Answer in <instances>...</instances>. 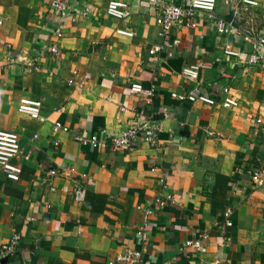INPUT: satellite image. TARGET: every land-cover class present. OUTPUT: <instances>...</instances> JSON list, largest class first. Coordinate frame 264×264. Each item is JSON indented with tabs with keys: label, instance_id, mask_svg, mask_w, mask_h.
Here are the masks:
<instances>
[{
	"label": "crops",
	"instance_id": "crops-1",
	"mask_svg": "<svg viewBox=\"0 0 264 264\" xmlns=\"http://www.w3.org/2000/svg\"><path fill=\"white\" fill-rule=\"evenodd\" d=\"M49 1L0 0V130L22 133L31 153L30 161H18L24 170L19 182L0 167V245L16 232L22 236L20 251L6 264H118L126 248L140 247L136 235L145 210L164 193H173L176 202L151 219L146 257L264 264V186L256 188L251 176L264 167V66L246 69L247 55L223 54L228 42L246 47L243 34L264 33V0H256L258 6L217 0L218 15L240 34L220 35L199 13L194 27L179 35V47L157 55L150 51L161 43L160 27L149 0H117L131 7L124 21L106 14L105 0H81L91 16L63 22L60 58L47 49L60 23ZM199 61L212 65L201 73L199 88L214 105L172 96L194 87L182 70ZM71 79L83 81V88ZM134 81L155 85L151 103L130 91ZM23 97L43 101L45 122L19 112ZM227 97L238 106L225 108ZM56 123L71 132L56 134ZM138 123L159 129L157 147L141 140L132 151H102L74 139L107 137ZM63 164L71 171L48 183L49 170ZM219 175L231 183L226 195L213 197ZM87 194L103 198L97 212L85 209ZM228 207L234 209L232 227L225 224ZM201 232L211 235L208 251L188 258L182 244Z\"/></svg>",
	"mask_w": 264,
	"mask_h": 264
},
{
	"label": "built area",
	"instance_id": "built-area-1",
	"mask_svg": "<svg viewBox=\"0 0 264 264\" xmlns=\"http://www.w3.org/2000/svg\"><path fill=\"white\" fill-rule=\"evenodd\" d=\"M105 1L107 2L106 14L109 17L124 21L131 16V7L127 2L117 0ZM149 2L156 9V20L160 27L159 36L161 38V43L150 51L151 55L161 53L164 48L174 49L179 47L182 43L179 35H182V33L194 27L199 13L206 14L207 19L211 23H214L215 29L220 35L231 36L239 33L233 21L226 20L218 15L217 0H189V2L184 5L176 4L169 0H149ZM243 3L250 6H258L256 0H243ZM49 7L58 15L60 23L52 29L51 42L47 49L55 58H60L62 56V51L59 49V43L65 35L63 22L67 19L75 18L76 16L90 18L92 8L81 0H50ZM1 24L2 21L0 19V25ZM117 33L129 37L134 35L133 32L122 29H118ZM242 37L247 46L238 48L234 44L228 42L223 47L224 56L242 58V55H247L243 63L246 69L264 66V33L255 34L249 32L243 34ZM203 39V36H200V40ZM220 61L219 59L217 60V62ZM211 67L212 65L205 61H199L185 67L182 70V76L187 83L192 84L194 87L187 92L173 93L172 96L181 101L202 102L209 105L216 104L214 99L202 93L199 88L201 73L204 70L211 69ZM74 74L78 75V72L75 71ZM69 83L78 88H83L84 85L83 81L76 83L73 79L69 80ZM130 91L133 92V94L135 93L139 96L148 98L150 103L154 99V95H156V87L154 84L150 88H145L140 81L131 82ZM19 100L18 110L20 113L40 122H45L47 120L42 115L44 106L43 101L30 99L28 97H23ZM223 106L225 108H233L238 106V103L235 99L227 97L223 100ZM258 123L261 124L262 121L258 120ZM54 131L56 134L60 132H71L68 127L63 126L61 123H56L54 125ZM158 137L159 129L155 125L151 123H138L111 136L102 137L98 134H92L90 136L86 134H76L74 139L77 143L92 149L106 151L111 148L114 151H132L135 149V145L140 143L141 140L150 146L157 147ZM54 145L58 147L60 141L55 140ZM24 148L22 133L0 130V167L3 169L7 178L13 182H19L24 171L22 165L19 164L18 161L23 160L28 162L31 160V153ZM70 171L71 166L66 164L60 165L56 169L53 168L46 174L47 182L51 183L54 177ZM251 176L252 182L256 188L264 186V167L254 169ZM162 182L164 183L166 180L164 179ZM51 190L55 191L56 189L52 186ZM175 202L176 198L173 193H164L155 197L152 205L145 210L146 218L144 223L137 230L136 236L140 247L126 248L118 257L116 263L178 264L176 258L158 263L155 258L146 257L143 252V247L149 244L150 241L149 227L151 225V219L169 205L175 204ZM233 214L234 209L228 207L224 213L226 227L233 226L231 220ZM210 239L211 235L209 233L201 232L194 238L183 242L181 251L185 252L188 258L192 255L205 254L208 251V242ZM21 242L22 236L16 232L8 243L0 245V264H4L6 259L9 260L20 251ZM24 264H29V261L25 260Z\"/></svg>",
	"mask_w": 264,
	"mask_h": 264
},
{
	"label": "trees",
	"instance_id": "trees-1",
	"mask_svg": "<svg viewBox=\"0 0 264 264\" xmlns=\"http://www.w3.org/2000/svg\"><path fill=\"white\" fill-rule=\"evenodd\" d=\"M231 183V179L230 178H227L225 176H222V175H219L217 177V189L214 191V193H212V196H216L219 194H223L226 195V192H227V187L228 185ZM220 191H219V190ZM221 189H224V191H222ZM101 199H103L102 197H99V196H96V195H93V194H87V198L85 200V209L89 208L90 210L92 211H95L97 212L96 208H94V206L96 205V201H100ZM88 205L90 207H88ZM98 211H102V210H98Z\"/></svg>",
	"mask_w": 264,
	"mask_h": 264
},
{
	"label": "water",
	"instance_id": "water-1",
	"mask_svg": "<svg viewBox=\"0 0 264 264\" xmlns=\"http://www.w3.org/2000/svg\"><path fill=\"white\" fill-rule=\"evenodd\" d=\"M7 261H8V260L6 259V260L4 261V264H6V263H7Z\"/></svg>",
	"mask_w": 264,
	"mask_h": 264
}]
</instances>
